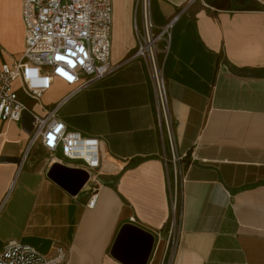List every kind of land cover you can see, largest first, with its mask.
<instances>
[{"label": "crops", "instance_id": "crops-1", "mask_svg": "<svg viewBox=\"0 0 264 264\" xmlns=\"http://www.w3.org/2000/svg\"><path fill=\"white\" fill-rule=\"evenodd\" d=\"M134 1L111 0L110 61L118 68L59 109L69 129L99 139L94 205H87L92 181L71 194L49 177L52 164L69 163L61 155L51 162L37 143L20 164L28 115L2 123L0 251L16 241L44 254L61 247L66 264H164L168 250L167 264H264V7L254 0L252 8L231 0L227 9L205 0H152L157 25L187 5L169 51L158 54L168 129L151 63L126 60L138 41ZM21 4L0 0V66L23 51ZM56 84L60 94L45 104ZM72 89L55 79L39 101L18 93L44 114ZM125 224L153 235L147 253H113Z\"/></svg>", "mask_w": 264, "mask_h": 264}, {"label": "built area", "instance_id": "built-area-1", "mask_svg": "<svg viewBox=\"0 0 264 264\" xmlns=\"http://www.w3.org/2000/svg\"><path fill=\"white\" fill-rule=\"evenodd\" d=\"M192 1L189 0L187 5ZM254 1L264 7V0ZM151 4L152 0L134 1L133 28L138 41L126 60L148 59L151 63L159 111L166 114L165 123L169 129L168 99L158 54L169 51L172 27L187 5L164 24L157 25ZM21 19L23 51L18 59L0 66V124L19 122L28 115L31 131L20 164L37 143L47 151L51 162L58 161V155H61L69 162L67 167L82 168L87 172L88 180L94 184V193L87 205L93 206L100 184L97 173L99 139L69 129L60 118L59 109L66 99L113 73L119 66L110 61L111 0H22ZM160 43H163L162 47H159ZM55 79L73 89L44 114L29 109L20 98L19 90L28 98L39 101ZM16 82L18 87H15ZM169 142L173 148L170 131ZM179 158L173 156L174 161ZM172 211H175L174 203ZM66 263V254L61 247H56L54 254H44L31 245L8 241L0 251V264Z\"/></svg>", "mask_w": 264, "mask_h": 264}, {"label": "water", "instance_id": "water-1", "mask_svg": "<svg viewBox=\"0 0 264 264\" xmlns=\"http://www.w3.org/2000/svg\"><path fill=\"white\" fill-rule=\"evenodd\" d=\"M48 175L66 191L76 194L82 188L88 174L80 168H70L60 163H54ZM153 244V235L148 231L132 225L125 224L114 243L113 253L117 256L144 255Z\"/></svg>", "mask_w": 264, "mask_h": 264}, {"label": "rangeland", "instance_id": "rangeland-1", "mask_svg": "<svg viewBox=\"0 0 264 264\" xmlns=\"http://www.w3.org/2000/svg\"><path fill=\"white\" fill-rule=\"evenodd\" d=\"M205 1H208V0H205ZM233 3H234V7L235 8H252V7H254L256 5L255 2H253L252 0H244V2H242V3H238L235 0H233ZM171 32H172V30H171ZM170 37H171L170 41H172V33H171ZM60 92H61V90H60L59 87H57V84L53 85L51 90L48 93H45L43 95L42 100L44 101L45 104H47L52 98H54L55 96L59 95ZM166 96H167V94H166ZM27 106H28L29 109L32 110V107H30L28 104H27ZM166 113H167V117H168L167 108H166ZM160 115H161V118L164 119V121H166L165 120L166 114L161 109H160ZM36 150L38 152H40L41 154H47V152L44 149L36 148ZM176 205H177V209H176V216L174 217V228H175V231L177 232V230H178V219H177L178 203ZM171 255H172L171 251L168 250V252H167V261L171 258ZM167 261H165L164 264H167Z\"/></svg>", "mask_w": 264, "mask_h": 264}, {"label": "trees", "instance_id": "trees-1", "mask_svg": "<svg viewBox=\"0 0 264 264\" xmlns=\"http://www.w3.org/2000/svg\"><path fill=\"white\" fill-rule=\"evenodd\" d=\"M238 3L244 2V0H235ZM208 3L218 9H227L231 5V0H208Z\"/></svg>", "mask_w": 264, "mask_h": 264}]
</instances>
